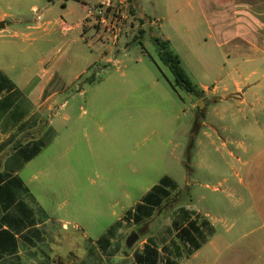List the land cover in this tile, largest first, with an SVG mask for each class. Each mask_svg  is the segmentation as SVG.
<instances>
[{
	"label": "rangeland",
	"instance_id": "374dc122",
	"mask_svg": "<svg viewBox=\"0 0 264 264\" xmlns=\"http://www.w3.org/2000/svg\"><path fill=\"white\" fill-rule=\"evenodd\" d=\"M67 2L56 0L46 9L44 0L20 23L0 32V70L14 81L40 75L45 63L54 61L49 74L55 76L53 85L61 96L51 102L52 113L44 118L57 112L52 118L55 136L27 172L48 170V176L39 177L43 192L36 194L49 215L69 222L68 231L57 224L61 263L108 264L96 255L89 258L91 241L163 177L177 186L172 209L164 208L140 226L123 224L114 245L127 249L125 241L135 233L138 240L130 253L148 238L161 251L162 241L174 238L169 232L171 211L178 207L207 216L218 235L227 238L230 222L246 217L252 204L234 177L235 158L251 159L264 152V129L254 128L251 115L244 119L246 107L231 95L238 88L235 83L243 85L252 72L264 74L259 58L243 54L252 50L264 57V0H204V7L194 0H142L147 23L129 19L126 36L113 47L96 40L93 30L85 35L88 47L79 31L64 33L58 20L72 26L81 13L78 5L69 3L67 14ZM154 19H162L160 27L149 26ZM159 37L179 56L195 93L173 89V77L151 42ZM229 40L241 47L239 54L233 53ZM101 54L112 61L95 62ZM257 119L264 125L263 113ZM44 127L39 138L46 121ZM15 137L25 143L36 133ZM237 194L242 205L237 206ZM202 221L198 218L199 224ZM202 230L208 233L204 226ZM216 258L213 248L204 246L199 255L180 264H214ZM111 264L130 262L120 257Z\"/></svg>",
	"mask_w": 264,
	"mask_h": 264
},
{
	"label": "crops",
	"instance_id": "0c3cea01",
	"mask_svg": "<svg viewBox=\"0 0 264 264\" xmlns=\"http://www.w3.org/2000/svg\"><path fill=\"white\" fill-rule=\"evenodd\" d=\"M42 1L44 0H0V24L4 26L0 32L7 30L11 23L13 25L20 23V19L26 17L29 12L37 10V5ZM141 1L130 0L140 17L146 18L141 7ZM194 1L197 2L198 7H204V0ZM94 2L95 0H68L67 3L63 4L67 14L71 13L68 12L69 3L78 5L81 12L72 26L58 20L63 32L77 30L80 32V41L85 43L84 40L87 39L85 35L91 30L85 29L84 19L87 7ZM49 4L51 3L45 4L46 9ZM214 15L218 17L219 21L220 14ZM42 16L41 14L40 20ZM40 20H36V22ZM161 20H159L160 23ZM38 26L41 24L38 23ZM26 28L28 29L29 26ZM218 31L221 33L220 30ZM228 43L232 46L233 53L239 54L241 47L234 45L230 40ZM219 45L222 47L225 43ZM61 50L63 47L59 51L61 52ZM243 54L245 56L250 54L251 59L259 58V67L264 68V57L258 56L257 53L254 54L252 50ZM106 59L108 62L112 61L111 58H106V54H101L97 60L95 59V62ZM53 62L45 63L40 75L35 74L24 82H16L0 70L20 92L21 97V104L17 107V112L21 114L20 119L18 121L10 119L7 122L2 120V126L0 125V264H51L52 261L53 264H62L61 255L56 248V245L61 243L60 229L57 224L61 222L62 230L68 231L69 222H62L60 219L55 220L49 215L50 212L47 211L36 194V192H43L40 191V189H44L42 186L43 179L40 180L39 177L48 176V170L47 172L45 169L37 170L36 174L32 175L27 172L28 165L43 150L29 159L33 142L41 138H39L41 136L39 131L45 128V121L47 127L53 129L52 118L57 116L56 112L54 116L44 118L45 114L52 113L51 102L56 97L61 96L58 88L53 85L55 76L49 74ZM99 67L97 66V68ZM235 85L238 88H234L235 90L231 95L236 96L239 105L244 104L246 107L247 110L243 114L244 119L247 120V115H251L254 119L252 123L254 128H262L261 130H263L264 125L258 121L257 114H264V74L259 76L258 73L252 72L243 85L238 86L237 83ZM84 93L85 91L79 92V94ZM63 118L69 120L68 116ZM30 119L33 120L30 121ZM23 132H35L36 138L29 139L25 143L20 139L17 140L15 136ZM243 151L246 153L245 149ZM235 163L234 177L240 187L249 194L252 204L246 211V217L230 222L227 238L218 235L215 225L209 221L214 229V234L201 249L204 246L213 248L217 257L214 264H264V152L254 155L251 159L237 157ZM232 191L236 192L235 188H232ZM234 195L236 194L234 193ZM237 196L239 197L238 194ZM236 203L238 206L244 202L239 197ZM51 214L54 213L51 212ZM90 244L94 245V242L91 241ZM201 249L190 258L199 255ZM96 256L101 260L105 259L99 252L96 253ZM120 257L127 258L130 264L134 262L132 253H130L128 256L116 255L110 259L108 264ZM85 264H88V260Z\"/></svg>",
	"mask_w": 264,
	"mask_h": 264
},
{
	"label": "trees",
	"instance_id": "16d2710c",
	"mask_svg": "<svg viewBox=\"0 0 264 264\" xmlns=\"http://www.w3.org/2000/svg\"><path fill=\"white\" fill-rule=\"evenodd\" d=\"M54 1L56 0H46L47 3H53ZM131 14L134 16V21L142 24V26L147 23L146 20L148 21L147 18L140 17L132 3ZM151 42L156 49L160 61L167 67L173 77V89L178 87L187 93H195L196 86L191 82L182 68L179 56L170 50L169 42L160 38H153ZM20 98V92L0 72L1 126L2 120L7 122L10 119L13 121L20 119L21 114L17 112V107L21 104ZM11 110L12 112H10ZM54 136V130L51 127H47L45 134L39 140L33 142V149L30 150L29 159H32L44 149L53 140ZM174 193L177 197L178 192L175 182L168 177H163L159 184L153 186L145 193L140 202L128 211L121 220L116 222L104 235L94 242L93 248H88L89 258H92L96 255L95 253L99 252L109 262L116 255H130L129 249H121L118 244L114 245L115 233L122 228L123 224L127 226H140L152 219L155 214L162 212L164 208L167 207L168 210L172 209L171 203L176 201V198H172ZM202 217L204 216H200L197 212L185 207L173 209L171 211L169 232L174 235V238L169 242L163 240L161 251L156 246L154 240L148 238L140 250L132 252L133 264H180L184 260L189 259L214 234V229L210 222L206 217ZM198 218L203 220L201 224L198 223ZM203 226L205 229H208L207 234L202 230Z\"/></svg>",
	"mask_w": 264,
	"mask_h": 264
},
{
	"label": "built area",
	"instance_id": "2783aa9c",
	"mask_svg": "<svg viewBox=\"0 0 264 264\" xmlns=\"http://www.w3.org/2000/svg\"><path fill=\"white\" fill-rule=\"evenodd\" d=\"M84 27L95 32L96 40L103 45L116 46L117 42L128 32L127 22L134 19L129 0H95L87 7ZM159 20L149 21L150 27L159 26Z\"/></svg>",
	"mask_w": 264,
	"mask_h": 264
},
{
	"label": "water",
	"instance_id": "95a60500",
	"mask_svg": "<svg viewBox=\"0 0 264 264\" xmlns=\"http://www.w3.org/2000/svg\"><path fill=\"white\" fill-rule=\"evenodd\" d=\"M4 27L3 24H0V29ZM138 240V235L135 233H132L129 235L125 241V246L127 249L131 248L133 244Z\"/></svg>",
	"mask_w": 264,
	"mask_h": 264
}]
</instances>
